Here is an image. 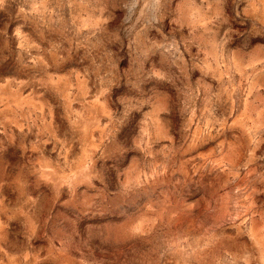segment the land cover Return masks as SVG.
<instances>
[{
	"label": "rangeland",
	"instance_id": "rangeland-1",
	"mask_svg": "<svg viewBox=\"0 0 264 264\" xmlns=\"http://www.w3.org/2000/svg\"><path fill=\"white\" fill-rule=\"evenodd\" d=\"M0 264H264V0H0Z\"/></svg>",
	"mask_w": 264,
	"mask_h": 264
}]
</instances>
